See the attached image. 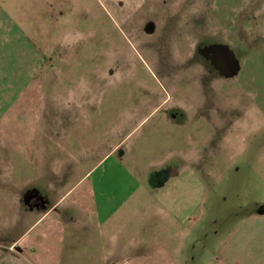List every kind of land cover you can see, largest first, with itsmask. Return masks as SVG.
<instances>
[{"label": "rangeland", "instance_id": "obj_1", "mask_svg": "<svg viewBox=\"0 0 264 264\" xmlns=\"http://www.w3.org/2000/svg\"><path fill=\"white\" fill-rule=\"evenodd\" d=\"M213 45L220 46L214 65L204 54ZM48 66L55 72L43 78L45 96L87 101L64 108L72 113L71 143L86 140L90 164L116 120L122 142L113 157L118 149L126 155L144 186L162 185L183 152L198 154L194 172L211 201L187 226L190 238L220 239L264 196V0H0V90L13 76L28 81L30 70L39 83ZM61 106L15 104L27 117L0 116V142L19 123L33 142L36 125L45 130L43 118ZM15 154L17 164L16 151L0 149L3 160ZM17 170L24 181L32 177L24 159ZM2 202L0 217L8 215ZM29 228L0 225V264L86 260L75 242H62L53 257L33 248ZM13 239L22 244L11 248Z\"/></svg>", "mask_w": 264, "mask_h": 264}, {"label": "crops", "instance_id": "obj_2", "mask_svg": "<svg viewBox=\"0 0 264 264\" xmlns=\"http://www.w3.org/2000/svg\"><path fill=\"white\" fill-rule=\"evenodd\" d=\"M53 68L43 70L47 72L40 74L39 83L31 80V70L28 81L13 76L11 85L0 90V101L4 102L0 116L25 120L27 114L15 109L17 103L35 104L36 111L39 105H84L87 101L45 96L43 78L48 70L55 72ZM64 109L43 118L45 130L36 125L33 142L20 133V123L17 131L5 133L7 143L0 142V149L16 151L18 156L17 164L16 154L6 160L0 157V199L8 209V215L3 212L0 217L1 226L31 227L27 242L46 250L50 257L62 242L95 254L83 252L86 260H77V264H264V196L220 239L190 238L187 226L195 225L197 211L211 201L194 172L198 154L194 151L190 157L183 152L178 156L180 165L164 172L162 185L144 186L134 168L123 162L126 155L118 149V158L113 157L115 144L122 138V120L110 126L108 143L99 151L98 163L92 165L89 159L93 154L85 147L86 140L80 137L75 145L71 143L72 113ZM251 126L248 134L254 135L256 130ZM23 159L33 170L26 181L13 174ZM259 164L264 167V150ZM259 164L254 165L257 170ZM210 209H214L213 203ZM9 244L12 248L22 241L13 239Z\"/></svg>", "mask_w": 264, "mask_h": 264}, {"label": "flooded vegetation", "instance_id": "obj_3", "mask_svg": "<svg viewBox=\"0 0 264 264\" xmlns=\"http://www.w3.org/2000/svg\"><path fill=\"white\" fill-rule=\"evenodd\" d=\"M218 48H220V46L219 45H217V46H212V53H210V54H208V52H204V54H205V56H206V59L208 58V56H210L208 59L212 62V64L214 65V63H215V59H214V53L216 52V54L219 52V49ZM215 52H214V51ZM207 59V60H208ZM204 78V77H203ZM210 78V77H209ZM218 77H211L210 79H212V80H216ZM209 83H210V81H209Z\"/></svg>", "mask_w": 264, "mask_h": 264}]
</instances>
